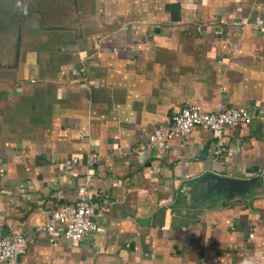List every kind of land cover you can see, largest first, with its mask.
Wrapping results in <instances>:
<instances>
[{"label":"crops","instance_id":"0c3cea01","mask_svg":"<svg viewBox=\"0 0 264 264\" xmlns=\"http://www.w3.org/2000/svg\"><path fill=\"white\" fill-rule=\"evenodd\" d=\"M194 105L264 106V0H0V240L29 239L22 264H264V116L134 152ZM88 176L99 230L53 249L38 229Z\"/></svg>","mask_w":264,"mask_h":264},{"label":"built area","instance_id":"2783aa9c","mask_svg":"<svg viewBox=\"0 0 264 264\" xmlns=\"http://www.w3.org/2000/svg\"><path fill=\"white\" fill-rule=\"evenodd\" d=\"M222 33V32H220ZM264 116V106L250 109L220 106L217 112H206L198 105L186 107L172 117L166 127H159L141 143L135 153L145 149H153L163 154L171 141L178 136H189L196 130L221 134L228 128L249 126ZM224 148L219 146L216 155ZM79 158L67 162L68 166L76 165ZM91 177H86L84 184L78 188L76 200L56 209L44 226L38 230L47 236L49 246L57 248L61 240L72 243L80 242L99 230L98 219L101 217L98 204L93 200L91 192ZM254 237L250 235V239ZM29 239L22 234L0 240V264H22V258L27 254Z\"/></svg>","mask_w":264,"mask_h":264},{"label":"water","instance_id":"95a60500","mask_svg":"<svg viewBox=\"0 0 264 264\" xmlns=\"http://www.w3.org/2000/svg\"><path fill=\"white\" fill-rule=\"evenodd\" d=\"M201 184L211 194L227 193L229 195H243L248 192L252 182L208 174L201 180Z\"/></svg>","mask_w":264,"mask_h":264}]
</instances>
